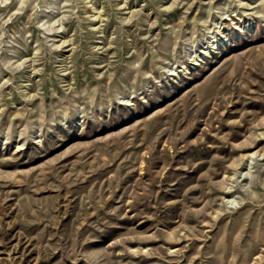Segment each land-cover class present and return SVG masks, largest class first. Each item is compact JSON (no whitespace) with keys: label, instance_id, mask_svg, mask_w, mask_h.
<instances>
[{"label":"rangeland","instance_id":"rangeland-1","mask_svg":"<svg viewBox=\"0 0 264 264\" xmlns=\"http://www.w3.org/2000/svg\"><path fill=\"white\" fill-rule=\"evenodd\" d=\"M0 264H264V0H0Z\"/></svg>","mask_w":264,"mask_h":264}]
</instances>
